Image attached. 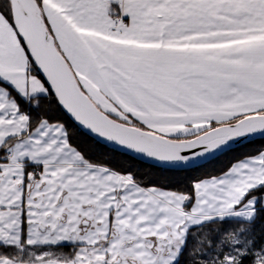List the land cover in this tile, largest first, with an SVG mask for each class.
<instances>
[{"label": "snow or ice", "instance_id": "obj_1", "mask_svg": "<svg viewBox=\"0 0 264 264\" xmlns=\"http://www.w3.org/2000/svg\"><path fill=\"white\" fill-rule=\"evenodd\" d=\"M264 0H0V264H264Z\"/></svg>", "mask_w": 264, "mask_h": 264}, {"label": "trees", "instance_id": "obj_2", "mask_svg": "<svg viewBox=\"0 0 264 264\" xmlns=\"http://www.w3.org/2000/svg\"><path fill=\"white\" fill-rule=\"evenodd\" d=\"M45 110L55 119L64 120L70 127L72 135L76 142L80 144L86 151L94 152L100 158L109 164L119 168H134L138 170V175L145 180L169 187L179 186L187 183L191 178L199 175H205L209 172L218 171L226 168L234 159L242 154H252L258 148L264 147V139L255 140L252 143H245L233 150L213 159L205 165L193 170L187 171H170L160 169L153 166L145 165L133 159L131 156L113 151L111 149L101 150L85 133L80 131L67 117V115L59 109L53 102L49 107L46 104Z\"/></svg>", "mask_w": 264, "mask_h": 264}, {"label": "water", "instance_id": "obj_3", "mask_svg": "<svg viewBox=\"0 0 264 264\" xmlns=\"http://www.w3.org/2000/svg\"><path fill=\"white\" fill-rule=\"evenodd\" d=\"M66 114V113H65ZM67 115V114H66ZM68 117V116H67ZM69 118V117H68ZM70 119V118H69ZM71 120V119H70ZM72 122V121H71ZM73 123V122H72ZM77 127V126H76ZM80 131H82L83 133H84V131L82 130V129H80L79 127H77ZM88 136V135H87ZM88 137H90V136H88ZM91 138V137H90ZM92 139V138H91ZM261 138H259V137H257L256 138V140H260ZM245 143H248V141H243V142H240V143H234L233 145H232V149L231 150H233L234 148H236V147H239V146H241V145H243V144H245ZM109 149H111V148H109ZM231 150H226L225 152H223V153H217V155L215 156V157H213V158H211V159H209L208 161H206V162H202V165H205V164H207L208 162H210V161H212L213 159H215V158H217V157H219V156H221V155H223V154H225V153H227V152H229V151H231ZM116 152H119V151H116ZM119 153H121V152H119ZM129 156H130V154H128ZM136 160V159H135ZM137 161H139L140 163H143V164H145V165H149V166H152V164H151V161H141V160H137ZM201 165V166H202ZM154 167V166H153ZM200 167V166H199ZM156 168H160V167H156ZM196 168H198V167H196ZM196 168H193V169H196ZM160 169H163V168H160ZM193 169H189V170H193ZM166 170H169V169H166ZM170 171H187V170H179V169H176V170H170Z\"/></svg>", "mask_w": 264, "mask_h": 264}]
</instances>
